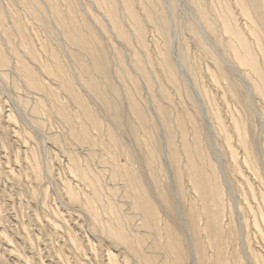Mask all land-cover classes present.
I'll list each match as a JSON object with an SVG mask.
<instances>
[{
  "label": "rangeland",
  "instance_id": "1",
  "mask_svg": "<svg viewBox=\"0 0 264 264\" xmlns=\"http://www.w3.org/2000/svg\"><path fill=\"white\" fill-rule=\"evenodd\" d=\"M0 264H264V0H0Z\"/></svg>",
  "mask_w": 264,
  "mask_h": 264
}]
</instances>
